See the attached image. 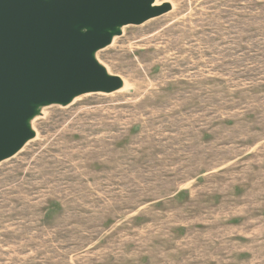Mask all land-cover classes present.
Returning <instances> with one entry per match:
<instances>
[{"label":"rangeland","instance_id":"rangeland-1","mask_svg":"<svg viewBox=\"0 0 264 264\" xmlns=\"http://www.w3.org/2000/svg\"><path fill=\"white\" fill-rule=\"evenodd\" d=\"M155 1L0 161V264H264V0Z\"/></svg>","mask_w":264,"mask_h":264},{"label":"water","instance_id":"water-1","mask_svg":"<svg viewBox=\"0 0 264 264\" xmlns=\"http://www.w3.org/2000/svg\"><path fill=\"white\" fill-rule=\"evenodd\" d=\"M151 1L0 0V161L32 137L26 120L37 104L120 86L90 53L110 42L116 26L169 9Z\"/></svg>","mask_w":264,"mask_h":264},{"label":"bare ground","instance_id":"bare-ground-1","mask_svg":"<svg viewBox=\"0 0 264 264\" xmlns=\"http://www.w3.org/2000/svg\"><path fill=\"white\" fill-rule=\"evenodd\" d=\"M155 5H157V3H156V1L154 0V1H151V3H150V6H155ZM117 27V26H116ZM77 29V27H75L74 26V29ZM113 39V38H112ZM94 53H95V51H92L91 53H90V57L93 59V60H95V62L100 66V67H102L101 66V63L100 62H98L95 58H94ZM104 69V72L106 73V75H110V73L108 72V70L106 69V68H103ZM126 86V83L124 82V80H120V86L116 89V90H118V89H122V88H124ZM77 95H73V97H71V99L70 100H72V99H74L75 97H76ZM34 116H35V111H34V113L31 115V116H29L28 118H27V120H26V125H27V127L29 126V130L30 131H32L33 130V128H32V124H31V122H32V119H34ZM26 141H27V139L24 141V143H26ZM23 143V144H24ZM23 144H22V146H23ZM21 146V147H22Z\"/></svg>","mask_w":264,"mask_h":264}]
</instances>
